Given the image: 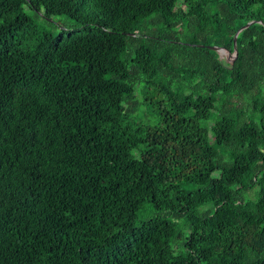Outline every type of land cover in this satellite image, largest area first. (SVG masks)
Masks as SVG:
<instances>
[{
	"label": "trees",
	"instance_id": "trees-1",
	"mask_svg": "<svg viewBox=\"0 0 264 264\" xmlns=\"http://www.w3.org/2000/svg\"><path fill=\"white\" fill-rule=\"evenodd\" d=\"M0 264H264V0H0Z\"/></svg>",
	"mask_w": 264,
	"mask_h": 264
},
{
	"label": "rangeland",
	"instance_id": "rangeland-1",
	"mask_svg": "<svg viewBox=\"0 0 264 264\" xmlns=\"http://www.w3.org/2000/svg\"><path fill=\"white\" fill-rule=\"evenodd\" d=\"M28 12H30L32 14L31 11H28ZM34 20L43 26L46 25L45 27L47 29H52L53 32L57 29L65 27V26L73 27L74 24H76L72 19H68L66 16H62V15H60V16L56 15V16L51 17V20L54 22V24L46 23L44 21V17L41 16V13H38V16ZM217 53L221 58H224L227 60H230L233 57V55L227 50L217 51Z\"/></svg>",
	"mask_w": 264,
	"mask_h": 264
},
{
	"label": "water",
	"instance_id": "water-1",
	"mask_svg": "<svg viewBox=\"0 0 264 264\" xmlns=\"http://www.w3.org/2000/svg\"><path fill=\"white\" fill-rule=\"evenodd\" d=\"M251 22H252V21H248V22H246L245 24L241 25L240 27H238V28L235 30V32H234V34H233V42H234V39H235L236 34H237L241 29H243L244 27L248 26ZM210 48L213 49V50H215V51L227 50V51H229L233 56L236 55V52H237V50H238V49H237V46H236L235 43H234V49H232V50H229V49H227L226 47H223V46H215V45L210 46Z\"/></svg>",
	"mask_w": 264,
	"mask_h": 264
},
{
	"label": "bare ground",
	"instance_id": "bare-ground-1",
	"mask_svg": "<svg viewBox=\"0 0 264 264\" xmlns=\"http://www.w3.org/2000/svg\"><path fill=\"white\" fill-rule=\"evenodd\" d=\"M223 51V50H222Z\"/></svg>",
	"mask_w": 264,
	"mask_h": 264
}]
</instances>
